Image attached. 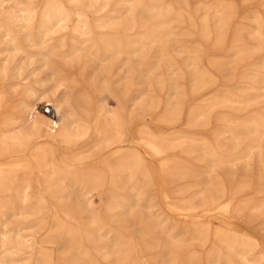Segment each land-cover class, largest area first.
I'll list each match as a JSON object with an SVG mask.
<instances>
[{
  "label": "bare ground",
  "instance_id": "6f19581e",
  "mask_svg": "<svg viewBox=\"0 0 264 264\" xmlns=\"http://www.w3.org/2000/svg\"><path fill=\"white\" fill-rule=\"evenodd\" d=\"M84 1L21 0L19 6L14 0H0V218L52 211L59 220L58 228L43 242L65 246L56 264H146L147 259L152 264H194L185 255L186 242L167 235L160 227L153 210L157 206L151 191L154 174L140 148L160 158L165 184L188 192L183 199L167 196L171 209L192 212L202 208L232 214L248 223L264 214V202L243 199L245 191L264 182V162L259 174L250 164L247 167L253 172L241 173V164L231 166L240 160L239 153L232 160L225 153L212 152L209 143L200 140H186L169 150V136L143 124L136 130L135 147L115 148L105 158L106 170L81 166L104 149L123 143L121 130L129 135L136 120L156 113L155 121L179 136L184 129L207 128L209 109L230 103L209 102L208 93L220 81L216 72L199 69L207 51L200 49L192 56L173 46L183 41L179 37L187 34L185 30L196 25L190 5L177 0H117L114 9L109 2L88 0L97 15L95 28L69 30V5ZM222 1L234 9L231 0ZM261 4L264 7V1ZM119 14L126 15L119 19ZM255 22L261 25L256 18ZM177 28H181V34L175 32ZM240 30L243 36L251 34L246 25ZM200 34L211 51L223 53L227 40L222 31L204 30ZM254 38L264 45V35ZM244 39L236 36L232 48L247 46ZM183 54L192 59L191 81L182 65L167 61ZM157 57L160 61L154 68L151 59ZM218 58H209L213 68L253 65L251 56L238 57L237 64ZM178 69L184 77L171 82L170 71L175 78ZM121 70L122 84V78L116 79ZM259 83L264 87V76ZM172 85L177 91L184 90L180 97H174L172 109L167 108L166 100H148L141 92L146 88L167 96ZM260 95L264 98V89ZM109 97L117 100L116 106ZM44 102L51 105V113L38 107ZM184 106L188 109L186 119ZM238 120L229 147L237 152L247 143L251 149L262 150L264 124L256 114ZM226 132H216L215 138ZM247 133L250 136L244 139ZM178 152L182 153L180 159L191 163L200 152L210 154L212 169L221 178L220 186L209 179L205 194L189 193L190 187L175 174ZM94 190L99 195L104 190L112 193L113 201L106 212L93 203ZM62 215L70 224L61 220ZM194 223L196 234L207 237L208 225ZM135 226L141 228L138 241L130 232ZM244 231L236 222H222L215 237L227 247L243 243L250 250L262 249L264 255L263 244L254 232ZM13 237L1 246L11 259L6 264H14L15 255L24 256L20 264H27L25 260L33 254L31 246L20 230H13ZM191 240L199 241L197 237ZM9 242L14 245L6 246ZM96 254H103L102 261ZM55 257L47 247L41 252L40 264H50Z\"/></svg>",
  "mask_w": 264,
  "mask_h": 264
},
{
  "label": "rangeland",
  "instance_id": "374dc122",
  "mask_svg": "<svg viewBox=\"0 0 264 264\" xmlns=\"http://www.w3.org/2000/svg\"><path fill=\"white\" fill-rule=\"evenodd\" d=\"M19 6H21V0H14ZM103 3L109 2L110 7L117 8V0H99ZM264 0H231V4L234 9L228 8L227 3L222 0H177V3L186 4L191 6V11L196 21L194 29H187L186 35L183 41L173 44L174 47L179 50H185L190 52L194 56L195 51L205 49L207 51L204 63L200 65L199 69L203 73L216 72L220 83L214 86L208 93L210 97L209 102L215 103L220 101H229V105L225 107H211L209 109V126L207 128L198 127L194 130L184 129V132L180 133L179 136L171 134L173 129L170 127L155 121L156 113L145 117L143 119L136 120L133 125V131L128 135L125 129H122L123 143H116L113 147H109L97 153L94 158L87 159L81 166L86 169L89 168H102L107 169L105 166V158L111 154V152L118 147H135L136 130L143 124H147L152 130L158 133H164L170 138L169 150L175 147V144L186 142V140H192L196 142L207 141L209 143V149L217 154H227L230 159H234L238 155L240 156L239 161H233L232 165L240 166L241 173L250 170L253 172V168H248L247 165L256 166L254 172L258 174L262 170L264 162V148L258 150L257 148L251 149L247 143H245L239 151H234L229 146L231 145V138L237 133V124L240 122L238 119L246 120L247 116L256 114L257 118L262 124H264V98L260 95L263 92L264 87L262 83H259L262 76H264V45H260L254 38L256 34L264 35V7L262 2ZM199 6V7H198ZM92 3L88 0L84 1L81 5H69V30H87L88 28H95V17L93 13ZM117 14V12L115 13ZM197 14V16H196ZM126 15V14H124ZM122 14H119L120 18H123ZM118 16V14H117ZM255 18L261 22L260 26H257ZM246 25L247 29L251 34L243 36L240 27ZM197 28V30L195 29ZM98 30V29H97ZM204 30H210L214 32L222 31L225 36L227 43L223 53L211 51V45L202 41L200 33ZM175 32L181 34V28L175 29ZM245 37L244 42L248 46L241 47V49H233L234 44L232 40L236 37ZM186 38V39H184ZM90 43H87L89 46ZM150 45L147 44V47ZM186 54L176 58L175 60L169 58L167 61L171 64L178 63L185 69L186 75L189 76L191 81V62L192 59L185 57ZM189 55V54H188ZM219 57L221 62H232L238 57L246 58L251 56L253 65L246 68L239 64L238 67L231 68L228 64L221 69L213 68L209 63L210 57ZM153 67L157 68L160 58L151 59ZM187 66V68H185ZM230 67V68H229ZM235 69V70H234ZM189 70V71H188ZM122 71V70H121ZM178 76L173 78L172 72L170 71L171 82H174L177 78H183L184 75L177 70ZM233 74V75H232ZM149 74L148 76H150ZM122 78L121 84L124 83V72L116 77V79ZM120 82H118L120 84ZM183 88L179 91L175 90V85H172L169 90V95L165 96L161 92L142 89L144 97L148 100H166L169 104L167 108H173L174 97H180ZM135 95V91H134ZM258 95V97H256ZM109 100L113 106L117 105V100L114 97H109ZM257 102V104H253ZM49 104L48 102L39 103L38 107L41 109L42 105ZM163 106V107H166ZM160 108V110L163 109ZM42 110V109H41ZM159 110V109H158ZM159 110V111H160ZM188 117L187 106L183 107V119ZM224 129L226 133L215 138L216 132H222ZM244 139L250 134H243ZM243 139V140H244ZM244 142V141H243ZM224 147V148H223ZM145 154V158L149 164L150 170L154 174L152 194L154 195V201L157 206L153 209L157 216L160 227L164 229L167 235H173L176 240L181 242L185 241V255L194 261V264H264V255L262 249L250 250L245 244L233 245L231 248L227 247L225 243L220 242L215 237V230L222 225V222L226 223H238L245 231L254 232L259 238L264 248V214L258 216L251 223L246 222L245 219H235L232 214L224 215L216 212H206L203 209H197L191 211L177 212L171 209L167 205L168 197L186 198L187 193L185 191L178 190L175 184L167 185L164 182L165 174L160 165V158L146 154L144 148H140ZM189 149L187 148L186 151ZM182 153L178 152L175 154L178 169L175 174L183 178L184 185L190 187L189 193H194L196 196H202L206 193L208 187V181L211 179L212 183L217 187L220 186V175L214 171L213 157L207 153L200 152L196 157V161L192 163L187 159H180ZM243 176V175H242ZM180 183V182H178ZM262 192L261 194H256ZM252 195V196H251ZM93 203L100 207L103 212L107 211L113 201L112 193L108 190L103 191L100 195L97 191L91 193ZM243 199L247 201L256 202L260 204L264 202V182L259 183L258 186L251 188L243 193ZM112 198V199H111ZM61 220L69 223L67 217L62 215ZM195 221H200L204 225H208V236L202 237L193 230ZM59 220L54 217L52 211H45L43 214H31L16 216L10 218H0V261L4 260L6 264L10 261L9 252H4L1 248L4 240L6 242L12 241L13 230H20L24 239L28 241L31 246L32 256L30 259L25 260L27 264H40L41 252L45 248L49 247L54 251L55 260L50 264H56V260L59 258V254L66 250L62 244H45L43 240L57 231V224ZM140 226L132 228L131 235L134 236L135 240L138 241L142 236ZM193 237H197L199 241L191 240ZM7 244V243H5ZM14 245L13 242H9L6 246L10 247ZM61 246V247H59ZM141 248V246H140ZM64 249V250H63ZM13 263L20 264L21 258L13 256ZM96 259L102 261L103 254H96ZM146 264H152L150 259H147Z\"/></svg>",
  "mask_w": 264,
  "mask_h": 264
},
{
  "label": "built area",
  "instance_id": "2783aa9c",
  "mask_svg": "<svg viewBox=\"0 0 264 264\" xmlns=\"http://www.w3.org/2000/svg\"><path fill=\"white\" fill-rule=\"evenodd\" d=\"M41 109H42V111H43L44 113H47V114H49V113L52 112L51 105H50V104H47V103L44 104V105H42Z\"/></svg>",
  "mask_w": 264,
  "mask_h": 264
}]
</instances>
